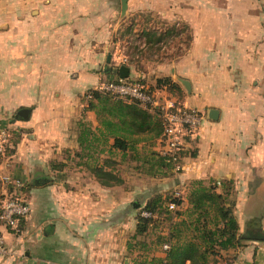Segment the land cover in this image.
I'll return each mask as SVG.
<instances>
[{"label": "crops", "instance_id": "crops-1", "mask_svg": "<svg viewBox=\"0 0 264 264\" xmlns=\"http://www.w3.org/2000/svg\"><path fill=\"white\" fill-rule=\"evenodd\" d=\"M179 1H127L128 10L151 8L184 21L191 34L175 59L148 70L128 67L161 100L171 92L154 79L180 84L184 96L177 103L204 113L190 139L195 155L183 157L180 172L136 173L104 186L76 151L79 122L99 126L84 92L118 76L109 62L120 0H0V131L12 136L0 158V196L2 177H15L30 204L21 233L0 224L11 249L0 264H120L134 232L128 205L135 196L144 201L170 185L186 193L196 179L221 182L217 191L228 185L243 242L233 253H244L243 264H264V11L200 12L192 9L196 0L176 7ZM21 108H28L26 118L17 115ZM210 109L218 111L216 119L208 117ZM145 142L138 147H149Z\"/></svg>", "mask_w": 264, "mask_h": 264}, {"label": "trees", "instance_id": "trees-1", "mask_svg": "<svg viewBox=\"0 0 264 264\" xmlns=\"http://www.w3.org/2000/svg\"><path fill=\"white\" fill-rule=\"evenodd\" d=\"M136 76L132 78L128 75L126 78H138L146 84L144 78ZM118 78L117 76L114 80ZM154 86H166L169 90L179 87L168 77L157 78ZM148 89L154 90V87L148 86ZM83 99L86 108L95 112L99 126L95 131L84 122H79V151H76V155L87 157L85 161L78 162L88 168L102 185L110 186L121 182L120 177L113 172L112 165L116 161L110 154L115 152L119 153L120 161L133 160L134 168L138 166V171L148 176L158 177L166 172H175L170 157L161 154L157 149L158 139L162 135V120L158 109L140 105L134 100L125 101L94 87L86 89ZM190 139L189 136L186 137L189 147L179 152L180 163H183L184 156L195 155L196 151L190 145L194 142L192 140L190 142ZM141 141H146L145 144L149 147L139 148L138 143ZM105 152L109 155L100 157ZM222 186V190L217 191V188L221 187L219 181L204 184L202 180L196 179L189 183L186 192L188 209H186L190 215H195V217L188 223L182 217L177 220V217L183 214L179 206L184 198L174 196V192L168 197L163 195L161 198L160 193L156 192L142 204L137 203V207H140L137 209V223L134 229L136 234L145 231L151 221V218L140 216L141 210H149L154 214L165 212L172 220V227L166 235L161 237L160 248L163 244H167L168 248L161 249V255L155 258L158 264H186L187 262L189 264H212L217 262L222 251L234 255V250L243 245L242 237L238 232V221L234 214L235 201L229 199L228 185L223 184ZM25 187L26 185L22 187L24 192ZM26 201L30 208L27 196ZM170 201L175 203L174 209L168 208ZM134 206L136 204L133 201L131 207ZM25 219L20 220V231L17 234L21 233ZM181 225L185 227L189 225L193 231L188 238L183 240H180ZM7 229L12 232L9 227Z\"/></svg>", "mask_w": 264, "mask_h": 264}, {"label": "rangeland", "instance_id": "rangeland-1", "mask_svg": "<svg viewBox=\"0 0 264 264\" xmlns=\"http://www.w3.org/2000/svg\"><path fill=\"white\" fill-rule=\"evenodd\" d=\"M184 0H180L175 4L176 7H186L187 3H183ZM230 7V9L246 8L247 10L264 11V0H196L193 2L192 9L197 8L198 11H209L211 9H222ZM205 20V19H204ZM206 25V20H205ZM190 28L182 20H168L154 9L146 8L144 10L126 9L125 13L121 15L119 20L118 29L113 33V49L115 59L110 61L112 67H117L120 64L127 65L136 71L148 70L150 66H156L157 62H164L167 59H175V57L184 53L190 42ZM110 66V67H111ZM107 71V70H106ZM132 75L131 77H135ZM137 77V76H136ZM146 78H144L145 80ZM107 79H103L106 81ZM156 82V79H154ZM167 88V87H166ZM183 86L179 88L173 87L169 91L171 95L169 98H173L176 102L179 98H183L184 91ZM108 153H103L100 157L108 156ZM115 159V163L112 165L113 172L121 179L119 183L124 184L127 177L132 174L141 173L138 171V166L134 168L132 161H120L118 152L110 154ZM138 165V164H137ZM140 175H138L139 177ZM124 177V178H123ZM174 192V187L169 186V189L164 193H160V198L168 197ZM187 193H182L181 197L184 198L179 210L183 211V216L177 217V220L181 217L188 223L195 215L188 213V203L186 202ZM150 196V195H149ZM154 196V195H153ZM152 197V196H150ZM155 197V196H154ZM136 206L131 207V203L128 205L130 212L133 214L134 229L136 227V217L138 204L143 203L142 196L136 195L134 198ZM187 208V209H186ZM185 210V211H184ZM175 220V219H173ZM176 221V220H175ZM172 220H170L165 212H157L151 219L149 226L142 233L128 234V248L129 251L123 256L120 264L126 262V264H158L155 258L161 255V237L166 235L172 227ZM180 240L188 238L193 231L190 226H180ZM233 257L232 253L222 251L221 256L216 263L222 264L223 261H227Z\"/></svg>", "mask_w": 264, "mask_h": 264}, {"label": "built area", "instance_id": "built-area-1", "mask_svg": "<svg viewBox=\"0 0 264 264\" xmlns=\"http://www.w3.org/2000/svg\"><path fill=\"white\" fill-rule=\"evenodd\" d=\"M141 78V77H139ZM94 88L103 92H108L125 101H137L140 105H148L158 109L159 117L162 120V135L158 139L157 149L161 154L168 155L173 162V171L182 170L183 163H180V151L189 147L186 137L197 134V130L203 119V113L196 107H188L178 104L173 99L161 100L157 94L148 89L138 78H118L116 80H106L99 83ZM12 136L8 130L0 131V155H4L11 147ZM4 192L0 198V224L5 228L9 227L14 234L20 231L19 222L26 218L30 208L26 201L25 192L22 191L24 183L22 180L3 176ZM182 192L174 191V196L181 197ZM176 207L174 202L168 203L169 209ZM140 216L143 218H153L154 213L149 210H141ZM162 250L168 248L167 244L162 245ZM11 254V249L6 246L3 235L0 233V256ZM243 252L240 250L234 253L233 257L222 264H242ZM218 264V263H212Z\"/></svg>", "mask_w": 264, "mask_h": 264}, {"label": "water", "instance_id": "water-1", "mask_svg": "<svg viewBox=\"0 0 264 264\" xmlns=\"http://www.w3.org/2000/svg\"><path fill=\"white\" fill-rule=\"evenodd\" d=\"M127 1L128 0H120V11L121 14L123 15L127 9ZM107 61H110V53H108L107 55ZM117 75L119 78H126L129 75V67L127 65L124 64H120L117 67V71H116ZM186 84H188L187 81H185ZM28 108H21L17 111V115L22 116L24 118H26L28 116ZM218 111L216 109H210L208 112V117L211 119H216L218 117ZM126 264V262H125Z\"/></svg>", "mask_w": 264, "mask_h": 264}]
</instances>
